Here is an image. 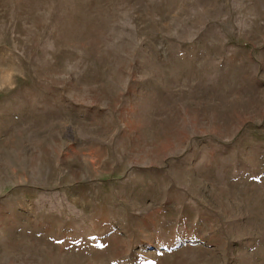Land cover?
Returning a JSON list of instances; mask_svg holds the SVG:
<instances>
[{"label":"rangeland","instance_id":"1","mask_svg":"<svg viewBox=\"0 0 264 264\" xmlns=\"http://www.w3.org/2000/svg\"><path fill=\"white\" fill-rule=\"evenodd\" d=\"M0 264H264V0H0Z\"/></svg>","mask_w":264,"mask_h":264}]
</instances>
